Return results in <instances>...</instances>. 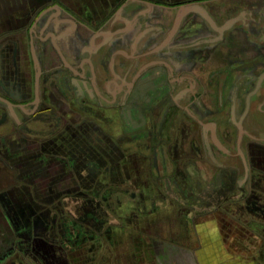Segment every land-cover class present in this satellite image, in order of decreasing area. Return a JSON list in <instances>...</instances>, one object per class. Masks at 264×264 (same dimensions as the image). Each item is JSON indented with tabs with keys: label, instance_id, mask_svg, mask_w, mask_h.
Segmentation results:
<instances>
[{
	"label": "flooded vegetation",
	"instance_id": "flooded-vegetation-1",
	"mask_svg": "<svg viewBox=\"0 0 264 264\" xmlns=\"http://www.w3.org/2000/svg\"><path fill=\"white\" fill-rule=\"evenodd\" d=\"M168 211L264 236V0H0V259L136 264Z\"/></svg>",
	"mask_w": 264,
	"mask_h": 264
},
{
	"label": "crops",
	"instance_id": "crops-1",
	"mask_svg": "<svg viewBox=\"0 0 264 264\" xmlns=\"http://www.w3.org/2000/svg\"><path fill=\"white\" fill-rule=\"evenodd\" d=\"M194 213L168 211L165 218H188L187 225L165 226L164 230L154 233V257L150 259L142 253L136 264H264V236L257 229L247 225H220L208 227L206 224L192 223L189 219ZM219 235L214 237L213 232ZM171 233H174L173 235ZM176 234V236H175ZM255 237H258L255 239ZM148 244L150 241H147ZM9 244L5 242V246ZM123 262V261H121ZM36 264L30 259L17 257L1 258L0 264ZM130 260L122 264H131Z\"/></svg>",
	"mask_w": 264,
	"mask_h": 264
}]
</instances>
